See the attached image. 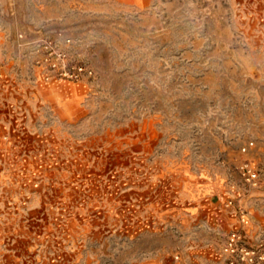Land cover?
Masks as SVG:
<instances>
[{
	"label": "rangeland",
	"instance_id": "1",
	"mask_svg": "<svg viewBox=\"0 0 264 264\" xmlns=\"http://www.w3.org/2000/svg\"><path fill=\"white\" fill-rule=\"evenodd\" d=\"M190 190L264 238V0H0V264H117Z\"/></svg>",
	"mask_w": 264,
	"mask_h": 264
},
{
	"label": "crops",
	"instance_id": "2",
	"mask_svg": "<svg viewBox=\"0 0 264 264\" xmlns=\"http://www.w3.org/2000/svg\"><path fill=\"white\" fill-rule=\"evenodd\" d=\"M185 193L183 202L189 204L190 210L182 207L179 219L168 216L159 220L157 217L134 219L132 236L122 235V244L118 245L117 264H221V245L232 228L226 230L235 224L234 215L228 209L222 210L220 205L209 208L220 201H214L213 192ZM174 224L179 226L177 234L171 229ZM161 238L165 239L164 243L160 242ZM126 240L131 244H126ZM88 241L86 254L93 249V239Z\"/></svg>",
	"mask_w": 264,
	"mask_h": 264
},
{
	"label": "built area",
	"instance_id": "3",
	"mask_svg": "<svg viewBox=\"0 0 264 264\" xmlns=\"http://www.w3.org/2000/svg\"><path fill=\"white\" fill-rule=\"evenodd\" d=\"M85 71L86 70L80 66L78 71L74 72V75L73 73L70 75L77 77ZM67 73L69 72L65 74ZM238 170L246 183L255 185L259 181V175L250 161H242L238 166ZM228 203L230 205L234 204L231 199ZM235 207L240 213V222L242 226L230 230L225 236L220 249L222 257L221 264H264V238L253 240L246 235L243 225H246L249 221L248 214L241 205Z\"/></svg>",
	"mask_w": 264,
	"mask_h": 264
}]
</instances>
